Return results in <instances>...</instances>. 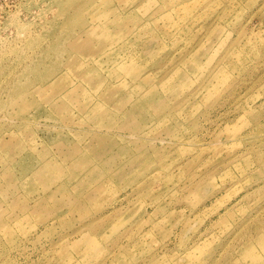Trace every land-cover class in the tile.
Here are the masks:
<instances>
[{
  "label": "rangeland",
  "instance_id": "rangeland-1",
  "mask_svg": "<svg viewBox=\"0 0 264 264\" xmlns=\"http://www.w3.org/2000/svg\"><path fill=\"white\" fill-rule=\"evenodd\" d=\"M0 264H264V0H0Z\"/></svg>",
  "mask_w": 264,
  "mask_h": 264
}]
</instances>
